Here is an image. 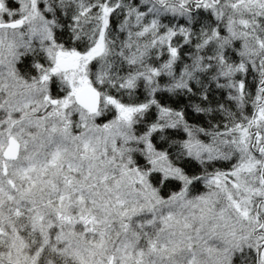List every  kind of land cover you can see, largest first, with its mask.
Wrapping results in <instances>:
<instances>
[{"label":"snow or ice","instance_id":"1","mask_svg":"<svg viewBox=\"0 0 264 264\" xmlns=\"http://www.w3.org/2000/svg\"><path fill=\"white\" fill-rule=\"evenodd\" d=\"M0 264H264V0H0Z\"/></svg>","mask_w":264,"mask_h":264}]
</instances>
